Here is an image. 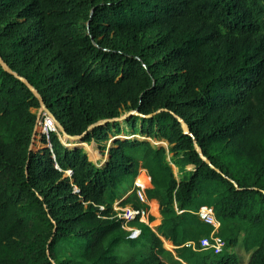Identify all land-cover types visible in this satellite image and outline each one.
Masks as SVG:
<instances>
[{
	"label": "trees",
	"instance_id": "16d2710c",
	"mask_svg": "<svg viewBox=\"0 0 264 264\" xmlns=\"http://www.w3.org/2000/svg\"><path fill=\"white\" fill-rule=\"evenodd\" d=\"M0 56L67 134L107 141L118 123L95 124L133 109V129L141 118L194 166L178 180L165 148L136 137L87 156L48 118L63 143L47 131L29 149L39 101L0 65V264H168L172 244L179 264H240V243L264 264V0H0ZM117 201L139 215L118 217ZM203 205L221 253L196 250L213 229Z\"/></svg>",
	"mask_w": 264,
	"mask_h": 264
},
{
	"label": "rangeland",
	"instance_id": "374dc122",
	"mask_svg": "<svg viewBox=\"0 0 264 264\" xmlns=\"http://www.w3.org/2000/svg\"><path fill=\"white\" fill-rule=\"evenodd\" d=\"M89 12H91V11L89 10ZM87 26H88V19H87V17H83L79 21L78 28H79V30L82 33H84L86 31V27ZM159 35H160L159 32L151 31V32H148L146 34V38L150 42H152ZM39 109H40V107L31 110L36 115L39 114V116H40L38 120L36 118L34 129H33V132L31 134L30 141H29V146L28 147H29V149H33V150L41 149L42 147H44V145L41 143L40 137H41L42 133H46L48 131V128L45 127L44 123H40L41 119H43V118H48L49 120L51 119V115L48 112H46V111L39 112L40 111ZM136 113H137V111L133 110V109H121L120 112H119V116L116 118L117 119L116 122L119 125V131H117V130L113 131V130L109 129L108 130V139H107V141L97 140L96 138H91L90 140L81 142L80 146L87 153V156H88V153H89V149L96 150L101 155V159H104V161H105V160H107V157H108V147L110 146V144H111V142H112V140L114 138H126V139H128V138L136 137V138L141 139V140L149 141L151 143V145H153V146H163L165 148V150H166V160L171 165L172 170H173V172H174V174H175V176H176V178L178 180L181 177H183L184 175H188L190 173V171L194 170V166L192 164H187L184 167H178V166H176L174 164L173 161L175 159H178L182 155L179 154V155L176 156L171 151V147H172L171 145H169L168 143L164 144L159 139H154L153 137H147L146 135L142 134L141 131H140V127L143 124L141 118L138 120V126L139 127H136L135 129H133L132 126L130 124H128V118H130L131 115H137L138 116L139 114H136ZM45 121H46V119H45ZM46 122H45V124L47 125ZM55 128H53V129L55 130V133L57 134V136L59 138V134H61V133L59 131H57ZM76 136H79L80 140L82 141L83 137H84V134L76 135ZM59 140H60V138H59ZM108 140L110 142L109 144H107ZM61 143H63V142L61 141ZM91 161H93V160L91 159ZM99 161H93V162L94 163L98 162V166H100L99 165L100 164ZM137 193L139 195L141 194V197H143L142 200L145 201V198H144V196L142 194L141 189H139ZM117 202H115L113 204V209L116 211L117 216L118 217H125V218L129 219L131 217V215H132L133 209L130 206H126L124 208L121 207V206H118ZM141 221L144 222V223H147L146 218L141 217L140 222ZM156 225L157 224L152 225V226L149 225V226L152 229H155ZM163 240L166 243L167 240L166 239H163ZM163 246H164V244H163ZM164 248H165V246H164ZM174 248L175 247L172 246L171 250L167 249L171 253V254H168V255L165 256V260H166V262L168 264H179L176 261L177 257H176V255L174 253ZM233 253H235L236 257L238 258V260L240 262V264H247V260H248V257H249L250 253H246L243 250V247H242L241 243L238 246L233 248Z\"/></svg>",
	"mask_w": 264,
	"mask_h": 264
},
{
	"label": "built area",
	"instance_id": "2783aa9c",
	"mask_svg": "<svg viewBox=\"0 0 264 264\" xmlns=\"http://www.w3.org/2000/svg\"><path fill=\"white\" fill-rule=\"evenodd\" d=\"M45 119L46 118L41 119L40 123H44L45 127L48 128V131L55 132V130L52 127H50L51 126L50 124H48V123H47V125L45 124V122H46ZM51 120H52V118H51ZM137 192H138V190H137ZM142 194H143V192H142ZM139 197H140L141 200L143 199V197H141V194L139 195ZM142 201H144V200H142ZM118 203H119V201L117 202V204ZM118 206H119V204H118ZM194 213L198 216V218L201 221L211 225L213 229H212L211 233L209 234V236H204V237H202L199 240V248L198 249H196V246H195L194 242H187L186 245L187 246H192V248L196 249V250H211V251H213L216 254L217 253H221L222 250L224 249L225 241L220 236H218L216 234V231L219 228V222L217 221V219L215 217L213 208L211 206L203 205V206H200ZM137 215H139V212L137 210L133 209L132 215H131V217L129 219H132V218H134ZM141 217L145 218L143 215ZM141 217H140V219H141ZM121 218L129 220V219L125 218V217H121ZM147 224H149L148 221H147ZM123 228L125 230L127 229L126 231L129 232V235L132 238H136L140 234V230L138 228L130 227V226L127 225V223L124 224Z\"/></svg>",
	"mask_w": 264,
	"mask_h": 264
},
{
	"label": "water",
	"instance_id": "95a60500",
	"mask_svg": "<svg viewBox=\"0 0 264 264\" xmlns=\"http://www.w3.org/2000/svg\"><path fill=\"white\" fill-rule=\"evenodd\" d=\"M0 65L3 67L4 70H6L7 72L11 73V74L14 75L16 78H18L20 81H22L25 85H27V87L30 89V91L34 94V96H35V97L38 99V101H39V104H40V109H39L40 111H39V112H42V111H46V112H48V113L51 115L52 120L58 125L59 130H60V132H61L63 135H65V136H67V137H69V138H71V139H78V140H80V137H79V136H73V135H69V134L66 133V131H65L64 127L61 125V123L55 118V116H54L52 113H50V112L48 111V109H47L46 105L44 104V102H43L41 96L39 95L38 91H37L32 85H30L29 82H28L24 77L18 75L17 72L11 70V69L8 67V65L2 60L1 56H0ZM136 114H139V113L137 112ZM39 117H40V116H39V114H38V115H37V120L39 119ZM177 119H178V121H179L180 124H181V127H182V129H183V132H184L185 134H188V135L192 136L193 134L190 132V130H189L187 124L185 123V121H184L183 119H181L180 117H178V116H177ZM116 120H117L116 118H114V119H106V120H102V121L97 122L95 125L100 124V123L113 122V121H116ZM80 141H81V140H80ZM81 142H82V141H81ZM195 149L198 151V153H199V155L201 156V158H202V159H203L208 165H210V166L213 168V166H212L210 160L207 159V158L203 155V153H202V151H201V148H200L196 143H195ZM102 163H103V162H102ZM102 163H100L99 165H101ZM70 174H71L70 171H68V173L66 174V176H70Z\"/></svg>",
	"mask_w": 264,
	"mask_h": 264
},
{
	"label": "crops",
	"instance_id": "0c3cea01",
	"mask_svg": "<svg viewBox=\"0 0 264 264\" xmlns=\"http://www.w3.org/2000/svg\"><path fill=\"white\" fill-rule=\"evenodd\" d=\"M101 162H102V161H101ZM101 162L99 161V163H101ZM95 164L98 165V163H96V162H95ZM133 189H134V188H133V186H132V188H131L126 194H128L129 192H131ZM157 224H158V223H157ZM160 238H161V240H162V242H163V239H164V238L161 237V236H160ZM172 246H174V245L172 244ZM174 247H175V246H174Z\"/></svg>",
	"mask_w": 264,
	"mask_h": 264
},
{
	"label": "bare ground",
	"instance_id": "6f19581e",
	"mask_svg": "<svg viewBox=\"0 0 264 264\" xmlns=\"http://www.w3.org/2000/svg\"><path fill=\"white\" fill-rule=\"evenodd\" d=\"M56 124V123H55ZM57 125V124H56ZM58 126V125H57ZM60 131V130H59Z\"/></svg>",
	"mask_w": 264,
	"mask_h": 264
}]
</instances>
